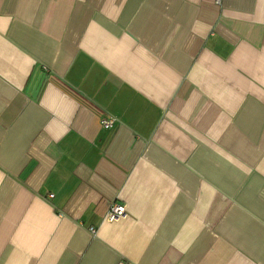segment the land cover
I'll return each mask as SVG.
<instances>
[{"label": "crops", "instance_id": "0c3cea01", "mask_svg": "<svg viewBox=\"0 0 264 264\" xmlns=\"http://www.w3.org/2000/svg\"><path fill=\"white\" fill-rule=\"evenodd\" d=\"M0 264H264V0H0Z\"/></svg>", "mask_w": 264, "mask_h": 264}, {"label": "built area", "instance_id": "2783aa9c", "mask_svg": "<svg viewBox=\"0 0 264 264\" xmlns=\"http://www.w3.org/2000/svg\"><path fill=\"white\" fill-rule=\"evenodd\" d=\"M219 1V0H217ZM117 121V118L114 115L107 114L103 116L100 120L101 124L105 128H110L112 127ZM52 195V194H50ZM127 216V210H126V205L125 203L121 201H112L106 210V213L103 217V220L107 222H112V221H118L122 218H125ZM89 231L94 234L96 231V228L94 226H89Z\"/></svg>", "mask_w": 264, "mask_h": 264}, {"label": "water", "instance_id": "95a60500", "mask_svg": "<svg viewBox=\"0 0 264 264\" xmlns=\"http://www.w3.org/2000/svg\"><path fill=\"white\" fill-rule=\"evenodd\" d=\"M40 83H41L40 79H38V81L36 83H34V90L35 91L39 88Z\"/></svg>", "mask_w": 264, "mask_h": 264}]
</instances>
